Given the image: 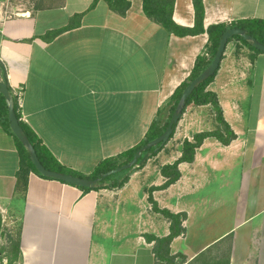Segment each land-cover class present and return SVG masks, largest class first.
I'll return each instance as SVG.
<instances>
[{
    "label": "crops",
    "instance_id": "obj_1",
    "mask_svg": "<svg viewBox=\"0 0 264 264\" xmlns=\"http://www.w3.org/2000/svg\"><path fill=\"white\" fill-rule=\"evenodd\" d=\"M126 1L121 13L108 0H0V64L20 120L61 166L83 176L167 118L171 96L209 42L207 32H170L146 14L144 0ZM162 1L174 2L177 25H196L194 0ZM203 3L205 30L264 20V0ZM209 89L235 138H206L167 187L163 169L181 158L184 142L219 124L212 105L187 106L173 137L127 181L92 190L33 170L27 190L18 189L21 153L0 119V218L19 227L16 264H164L169 253L157 239L173 233L166 212L182 219L169 248L182 264H264V52L230 41ZM233 171L239 189L231 200L225 177Z\"/></svg>",
    "mask_w": 264,
    "mask_h": 264
},
{
    "label": "trees",
    "instance_id": "obj_2",
    "mask_svg": "<svg viewBox=\"0 0 264 264\" xmlns=\"http://www.w3.org/2000/svg\"><path fill=\"white\" fill-rule=\"evenodd\" d=\"M108 1L110 2L111 6L114 9L120 11L121 13H125L127 9L130 7V2L126 0H108ZM173 3L174 2L172 1L165 2L162 0H144V11L153 20L162 24L170 32L175 33L179 36L197 35L200 33L207 32L209 35V42L207 45L206 52L197 57L195 66L190 76L174 91L173 95L171 96L170 102L168 104L169 109H168L167 118L163 122L159 120L154 122L151 125L150 129L148 130L145 138L134 148L123 152L118 157L108 158V159L101 161L99 165L95 168L93 173L89 176H83V175L74 173L72 171L67 170L63 166H61V164L54 158V156L37 142V139L34 136L33 132L30 130V128H28L25 124L22 123L26 131V134L29 136L30 141L34 144L37 150L40 160L48 169L53 170V171H58V172L70 173V174L78 175L81 177H89L92 179H98V178H102L103 174L123 164L130 162L133 159L138 149H140L141 147H143L150 141L159 137L166 130L168 123L170 121V118L175 108L177 107V104L179 102V99L182 95L183 90L189 85V83L193 79H195L202 71H204L213 61L217 48L219 46L221 36L227 29L232 28V27L245 28L248 34H251L252 36L257 38L260 42L264 43V20L263 19L241 20V21L234 22L231 24H225V23L213 24V25H210L207 28V30H205L204 29L205 7H204L203 0H194V6L196 9V25L193 28L181 27L177 25L173 20V16H172ZM235 39L240 40L243 44H245L252 50H255L257 52H262L256 49L250 41L243 39L239 35L234 36L230 41L235 40ZM215 76L216 74L208 78L207 80H205L194 90V92L191 94V96L187 100V104H186L184 111L186 110L187 106L193 103L196 105L211 104L216 111L217 121L219 122L221 128H218V130L211 131V132L198 133L195 135L193 141L186 140L184 142L183 154L181 158L178 159L173 165L165 166L163 169L164 175L169 177L168 181L165 183L166 187L179 179L180 177V172L178 170L179 163L183 161H188V162L193 161L195 158L196 149L203 143V141L206 138L215 136L218 139H220L224 144H229L235 138L234 131L231 129L230 125L226 122L224 118L223 109L221 107L217 93L209 89V85L214 80ZM0 77H1V80L5 81L9 86L7 73L5 71V68L1 64H0ZM9 89L12 92V88L10 86H9ZM15 108L18 112V105H17L16 99H15ZM8 111L9 110H8L7 100L5 96L0 93V119L2 121V124H4L5 127L8 128L11 131V133L14 135L17 141L20 153H21V157H22L20 174L18 176V189L21 188L23 189V191H26L30 171L33 170L37 172L38 174H40L41 176L43 175L39 171H37L34 164L32 163L27 148L19 141V139L13 133L10 127ZM176 127H177V124L175 125V129ZM172 137H173V134L171 138ZM154 149L155 147L151 148L148 151L153 152V154H157V152H155ZM126 172L127 170L122 171L120 173L112 174L109 177H107L105 180H103L102 182L112 181L115 179L116 181L114 182V184L120 185L124 183L125 181H127V179L129 178V177H126L123 180V182H118V178L123 177L124 174H126ZM45 178H50V177H45ZM62 182H65V181H62ZM80 188L84 190L94 189V188H85V187H80ZM166 213L173 219V233L167 238L157 239V244L159 248H162V250H167V253H168L172 239L176 235H178V233L182 231V226H181L182 219L179 215H173L168 212ZM158 252H159V255H161L159 250ZM160 257H163V256L161 255Z\"/></svg>",
    "mask_w": 264,
    "mask_h": 264
},
{
    "label": "water",
    "instance_id": "obj_3",
    "mask_svg": "<svg viewBox=\"0 0 264 264\" xmlns=\"http://www.w3.org/2000/svg\"><path fill=\"white\" fill-rule=\"evenodd\" d=\"M237 35L241 36L243 39L247 41H250L256 49L264 52V43L260 42L257 38H255L251 34H248L245 28L232 27L227 29L221 36L219 46L217 48L213 61L183 90L182 95L177 104V107L175 108L168 123V126L166 130L163 132V134H161L156 139L150 141L149 143L138 149L133 159L130 162L123 164L103 174L102 178L92 179L89 177H81L70 173L58 172L48 169L40 160V157L37 153L34 144L30 141L29 136L26 134V131L20 120V117L18 116V112L15 108L14 96L10 91L8 84L5 81L0 80V93L5 96L8 103L10 127L13 133L19 139V141L27 148L30 155V159L34 164L35 168L37 169V171H39L45 177L62 180L67 183L85 188H96V187L104 186L107 183L102 181L105 180L107 177H109L112 174L120 173L122 171L127 170L126 174H124L123 176V179H125L130 175V173L136 167L142 166L150 158L151 153L148 150L155 147L154 151H158L159 148L163 147L170 140L172 134L174 133L175 125L178 124V122L182 118L188 98L201 83H203L205 80L214 76L217 73L229 41L234 36ZM145 151L148 152H146L143 155V152Z\"/></svg>",
    "mask_w": 264,
    "mask_h": 264
},
{
    "label": "rangeland",
    "instance_id": "obj_4",
    "mask_svg": "<svg viewBox=\"0 0 264 264\" xmlns=\"http://www.w3.org/2000/svg\"><path fill=\"white\" fill-rule=\"evenodd\" d=\"M211 105V104H209ZM210 110V109H209ZM215 128L209 126L207 129L209 130H218L219 124L215 123ZM183 130V129H182ZM175 131V130H174ZM207 131V130H206ZM186 133V132H185ZM182 134L181 136L185 135ZM174 134V133H173ZM181 134V131H180ZM174 143L171 144V151H176L178 153L179 149L182 147L180 146L176 140H179V142H181L180 138L179 139H172ZM230 173V172H229ZM227 179H231V183H232V194L231 196L233 197L231 200L234 199V193H236L234 190L239 189V183H238V171H233L231 172V175L228 177H225V181H227ZM233 220V219H232ZM18 230L19 227L16 226H11L9 224V222H4L1 218H0V264H16V260L18 257L17 254V237H18ZM169 255L166 257L167 260H163L162 262L164 264H182L184 260L183 256H181L180 258L173 257V255H170V250H169Z\"/></svg>",
    "mask_w": 264,
    "mask_h": 264
},
{
    "label": "built area",
    "instance_id": "obj_5",
    "mask_svg": "<svg viewBox=\"0 0 264 264\" xmlns=\"http://www.w3.org/2000/svg\"><path fill=\"white\" fill-rule=\"evenodd\" d=\"M18 102L21 105L22 104V99H21V92L18 93Z\"/></svg>",
    "mask_w": 264,
    "mask_h": 264
}]
</instances>
